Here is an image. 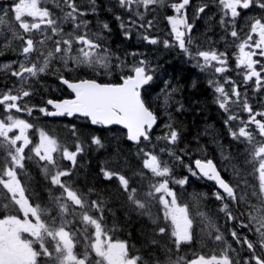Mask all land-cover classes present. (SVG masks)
Segmentation results:
<instances>
[{
    "label": "snow or ice",
    "instance_id": "obj_1",
    "mask_svg": "<svg viewBox=\"0 0 264 264\" xmlns=\"http://www.w3.org/2000/svg\"><path fill=\"white\" fill-rule=\"evenodd\" d=\"M52 2L0 4V55L15 57L0 67V264H264V0ZM138 46L206 76L219 158L187 139V86ZM192 178L215 191L186 199Z\"/></svg>",
    "mask_w": 264,
    "mask_h": 264
},
{
    "label": "flooded vegetation",
    "instance_id": "obj_2",
    "mask_svg": "<svg viewBox=\"0 0 264 264\" xmlns=\"http://www.w3.org/2000/svg\"><path fill=\"white\" fill-rule=\"evenodd\" d=\"M159 23L163 24V27L158 26L159 32H164L165 31V21L163 18V13L160 14ZM202 30L203 29H201V31ZM2 47H3V43L0 42V48H2ZM161 55L163 56L161 59V62L163 63L164 67L168 66L169 62H173L170 64L169 68H166L169 79L174 78V79H178V80L182 81V87L185 84V82L188 79H190L191 80V87H189V89L193 88L192 82H193V80H196L197 89L199 88L197 94L199 96L205 98V96H203L201 94V92L204 88L207 87V79H206V76L204 74L200 73L199 69L194 68L192 64L186 63L184 58L176 55V53H169V52L162 51ZM174 56H176V57H174ZM14 58L15 57L12 53H5L4 55H0V67H2V65L6 64V63H9ZM43 83L46 85V87H50L52 89V93H51L52 95L61 96L62 93H61V91L57 90V82H55L53 78L49 77ZM3 84H4L3 74L0 73V86H2ZM189 89L184 91L183 94L187 95L189 92ZM205 99L208 100V104L210 107H208L209 110L207 113V117L204 119V123H206L209 127L204 128V132H202L201 136L199 137L200 138V148L206 150V155L208 156V158H212L213 156H216L217 158H219V152L217 150V145L213 142V137L214 136L218 137L225 144H226V141H224L223 137L220 135V133H221V125L219 123L220 116H219V113L216 111V106L212 103V98L210 95ZM186 113H187V111H186ZM197 114H199V113H197ZM36 115H38V114H36ZM63 121H68V120H65L62 118H56L55 120H53L50 118L46 121L48 129L51 130V134L53 132H55V130L57 129V125L61 124ZM190 136H191V134H190ZM194 150L198 151V149H194ZM212 192H213V190H210V192H209L210 196H211ZM215 207H216V205L214 202L210 203V207H209L208 212H211L212 210H214ZM198 245H199V243L196 246H198Z\"/></svg>",
    "mask_w": 264,
    "mask_h": 264
},
{
    "label": "trees",
    "instance_id": "obj_3",
    "mask_svg": "<svg viewBox=\"0 0 264 264\" xmlns=\"http://www.w3.org/2000/svg\"><path fill=\"white\" fill-rule=\"evenodd\" d=\"M184 85H186L187 89H189V87H191V80L188 79L185 82ZM198 90H199V88L197 89V87L190 88L187 95L183 94V97L186 98L187 101L190 102L192 104V106L196 108V111L193 112L192 108H187V113L184 116L180 117V120L183 121V125H184V127L186 129L187 139L193 141L192 147L194 149H196V143H195V139L194 138L197 135H199V137H200L201 133L204 132V128L209 127L206 123H204V119L207 117V113H208V110H209L208 107H210V106L208 104V100H206L205 98H203V97H201V96H199L197 94ZM178 98H180V97H178ZM201 109H203V113L202 114L200 112ZM197 113H199V114H197ZM190 132H191V136H190ZM133 151H134V149H133ZM98 155H99V153L94 154V158L95 159L92 160L91 169H95L96 164L98 162L96 157ZM100 159H104V157H100ZM133 164H135V161H133ZM81 175L83 177V181L82 182H84L85 178H84L83 172H82ZM88 180L89 181H93L94 180V172H93V174L91 176L88 177ZM33 187L34 188L35 187L38 188L36 184L35 185L33 184ZM126 228H127V231L132 232L133 237H136V236H138L140 234L141 225H140V223L138 221L134 220L130 224H128L126 226ZM124 235L126 236L127 232H125Z\"/></svg>",
    "mask_w": 264,
    "mask_h": 264
},
{
    "label": "rangeland",
    "instance_id": "obj_4",
    "mask_svg": "<svg viewBox=\"0 0 264 264\" xmlns=\"http://www.w3.org/2000/svg\"><path fill=\"white\" fill-rule=\"evenodd\" d=\"M158 26H159V27H163V24H162V23H159ZM190 189H193V187H190ZM187 198H188V196H187ZM189 198H191V196H189ZM195 210H196V209H194L193 211H195Z\"/></svg>",
    "mask_w": 264,
    "mask_h": 264
},
{
    "label": "bare ground",
    "instance_id": "obj_5",
    "mask_svg": "<svg viewBox=\"0 0 264 264\" xmlns=\"http://www.w3.org/2000/svg\"><path fill=\"white\" fill-rule=\"evenodd\" d=\"M196 96V95H195ZM199 123V122H198ZM191 124V123H190ZM219 125V124H218ZM198 126V125H197ZM196 131V130H195ZM218 131V130H217ZM198 133V132H197ZM191 134V132H190ZM193 134V133H192ZM206 134V133H205ZM203 135V134H202ZM189 136V135H188ZM194 136V135H193ZM190 137V136H189ZM190 139V138H189ZM208 147V146H207ZM210 150V149H209ZM210 154V153H209Z\"/></svg>",
    "mask_w": 264,
    "mask_h": 264
}]
</instances>
